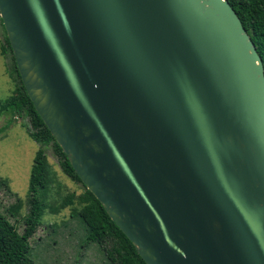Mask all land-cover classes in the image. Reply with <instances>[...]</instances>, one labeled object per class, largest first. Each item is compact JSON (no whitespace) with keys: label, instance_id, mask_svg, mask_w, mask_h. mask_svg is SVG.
<instances>
[{"label":"water","instance_id":"1","mask_svg":"<svg viewBox=\"0 0 264 264\" xmlns=\"http://www.w3.org/2000/svg\"><path fill=\"white\" fill-rule=\"evenodd\" d=\"M24 86L147 264H264V63L229 0H0Z\"/></svg>","mask_w":264,"mask_h":264},{"label":"trees","instance_id":"2","mask_svg":"<svg viewBox=\"0 0 264 264\" xmlns=\"http://www.w3.org/2000/svg\"><path fill=\"white\" fill-rule=\"evenodd\" d=\"M229 2L250 34L264 63V0H229ZM2 25L6 43L3 46V53L9 51L11 54L13 67L10 75L15 86L12 94L4 101H0V113L9 116L8 123L3 129L14 121V117H28L29 123L26 124L28 134L40 144V148L35 154L31 167L28 211L23 232H20L16 224L0 211V264H38L31 256L30 240L42 224V216L49 207L48 196L52 184L57 183L60 187L59 177L46 152L47 146L53 148L63 173L82 185L80 193L72 191L58 205L49 207L50 210L59 212L70 206L72 215L77 216L85 227L87 243L97 245L108 264H147L131 240L111 219L98 198L82 182L67 155L37 112L20 76L4 23ZM0 182L9 187V179L0 177ZM21 207L22 199L18 197L17 204L13 206V214L19 213Z\"/></svg>","mask_w":264,"mask_h":264},{"label":"rangeland","instance_id":"3","mask_svg":"<svg viewBox=\"0 0 264 264\" xmlns=\"http://www.w3.org/2000/svg\"><path fill=\"white\" fill-rule=\"evenodd\" d=\"M2 24L0 16V101L7 99L15 88L10 75L11 54L9 51L3 53L6 43ZM8 119L7 114L0 113V177L9 179V187L0 182V211L23 232L30 172L40 144L28 134V117H14V121L3 129ZM46 152L60 180V187L57 183L52 184L48 196L49 207H54L72 191L80 193L82 185L63 173L51 146L46 147ZM18 197L22 199V207L19 213L13 214ZM49 207L30 240L31 256L38 264H108L98 246L87 243L85 227L77 216L72 215L70 206L59 212H52Z\"/></svg>","mask_w":264,"mask_h":264}]
</instances>
